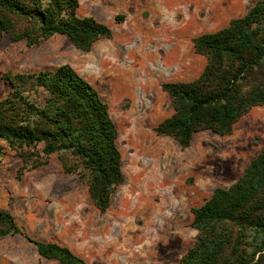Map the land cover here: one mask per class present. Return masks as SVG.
<instances>
[{
  "label": "rangeland",
  "instance_id": "rangeland-1",
  "mask_svg": "<svg viewBox=\"0 0 264 264\" xmlns=\"http://www.w3.org/2000/svg\"><path fill=\"white\" fill-rule=\"evenodd\" d=\"M255 1L79 0L80 16L112 29L89 51L63 34L32 46L0 34V102L10 108L16 75L72 65L108 104L125 175L101 211L87 185L64 173L56 156L41 164L38 148L2 141L0 207L30 237L65 245L85 264L179 261L198 240L192 208L236 182L264 147V104L243 115L231 134L200 130L182 147L155 131L174 112L162 85L196 79L207 58L193 39L244 16ZM25 89L34 100L43 95L42 88ZM9 120L18 123L19 116L9 114ZM0 264L60 263L13 233L0 237Z\"/></svg>",
  "mask_w": 264,
  "mask_h": 264
},
{
  "label": "trees",
  "instance_id": "trees-1",
  "mask_svg": "<svg viewBox=\"0 0 264 264\" xmlns=\"http://www.w3.org/2000/svg\"><path fill=\"white\" fill-rule=\"evenodd\" d=\"M78 8L79 0H0V34L29 46L63 34L89 51L98 39L111 37L112 29L93 16H80ZM193 44L207 63L192 81L163 83L174 112L155 126L158 135L173 137L182 147L200 130L231 134L243 115L264 104V0L226 27L195 37ZM16 76L21 85L13 81L10 108L0 102V144L38 148L41 164L56 156L62 171L76 174L93 204L106 210L125 180L108 104L68 63ZM27 85L42 88L40 100L26 93ZM9 114L19 116L18 123ZM191 212L198 240L170 264H264V147L236 182L217 187ZM13 233L26 237L44 258L85 264L65 245L30 237L0 207V237Z\"/></svg>",
  "mask_w": 264,
  "mask_h": 264
}]
</instances>
